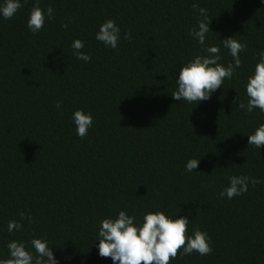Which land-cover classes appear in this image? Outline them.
Here are the masks:
<instances>
[{
  "label": "trees",
  "instance_id": "trees-1",
  "mask_svg": "<svg viewBox=\"0 0 264 264\" xmlns=\"http://www.w3.org/2000/svg\"><path fill=\"white\" fill-rule=\"evenodd\" d=\"M33 3L0 19V258L8 241L31 250L42 237L59 264H112L98 255L100 221L159 210L187 216L189 235L199 229L210 238V254H178L170 264H264V145H247L264 115L237 105L264 48V3L39 0L53 17L36 34L26 27ZM193 4L211 18L206 43L233 36L246 45L233 78L194 106L171 96L180 66L202 54L189 36L199 18ZM108 19L120 27L116 49L95 39ZM74 39L85 42L89 62L73 57ZM221 56L225 66L232 60L222 46ZM77 109L93 117L83 139L71 120ZM232 175L262 182L220 198ZM22 212L31 222L8 233Z\"/></svg>",
  "mask_w": 264,
  "mask_h": 264
},
{
  "label": "clouds",
  "instance_id": "clouds-1",
  "mask_svg": "<svg viewBox=\"0 0 264 264\" xmlns=\"http://www.w3.org/2000/svg\"><path fill=\"white\" fill-rule=\"evenodd\" d=\"M27 0H0V19L10 20L23 8ZM264 3V0H261ZM193 9L198 11L196 25L189 30L202 54L194 55L179 68L175 79V90L171 96L176 101H184L190 105H198L201 101H207L212 94L222 88L225 80H231L237 69L241 67L240 53L245 51L246 45L228 37L219 40L220 44H208L210 17L207 10L193 4ZM53 17L52 7L42 9L39 0H34L28 13L26 27L29 32L36 34L44 26L46 19ZM125 39H131L129 33L124 34ZM95 39L106 48L116 49L121 39L120 27L112 19H108L99 25ZM85 42L74 39L70 45L72 55L76 60L89 62L91 57L81 51ZM221 46L227 50L232 60L225 66L220 63ZM245 95L246 103L238 98V107L247 113H253L255 109L264 115V48L257 50V62L246 78ZM56 108H61V103H56ZM75 126L76 135L83 139L92 127L93 117L91 113L81 109L74 110L71 116ZM247 145H252L257 151L264 145V123H260L251 134L247 135ZM202 157V156H201ZM199 158H189L185 163V171L193 172L200 163ZM262 180L247 175H232L228 178V185L219 193L220 198L231 200L248 191L249 184L255 186ZM27 219L31 222L30 215L20 213V220H9L7 232L20 231L23 227L21 221ZM190 220L187 216H170L163 211L146 212L142 218L129 215L124 210L118 211L115 217H106L99 223L95 241L98 255L101 258H110L112 264H170L181 256L191 255L193 252L201 256L211 253L210 238L206 232L193 229L188 234ZM30 247L25 242L10 240L6 243L7 259L0 258V264H59L49 241L45 238L33 237Z\"/></svg>",
  "mask_w": 264,
  "mask_h": 264
}]
</instances>
